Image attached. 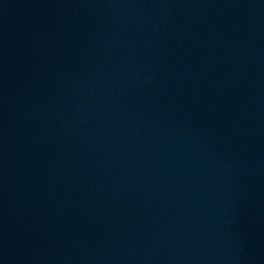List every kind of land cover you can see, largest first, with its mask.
I'll use <instances>...</instances> for the list:
<instances>
[{
    "label": "water",
    "instance_id": "obj_1",
    "mask_svg": "<svg viewBox=\"0 0 264 264\" xmlns=\"http://www.w3.org/2000/svg\"><path fill=\"white\" fill-rule=\"evenodd\" d=\"M264 222V0H122Z\"/></svg>",
    "mask_w": 264,
    "mask_h": 264
}]
</instances>
